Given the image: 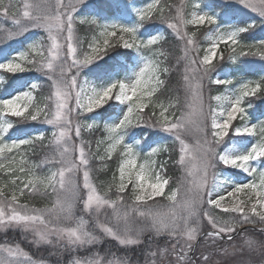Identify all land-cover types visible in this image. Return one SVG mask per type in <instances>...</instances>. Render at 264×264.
<instances>
[{
    "label": "snow or ice",
    "instance_id": "snow-or-ice-1",
    "mask_svg": "<svg viewBox=\"0 0 264 264\" xmlns=\"http://www.w3.org/2000/svg\"><path fill=\"white\" fill-rule=\"evenodd\" d=\"M257 29L264 0H0V264H264Z\"/></svg>",
    "mask_w": 264,
    "mask_h": 264
},
{
    "label": "trees",
    "instance_id": "trees-1",
    "mask_svg": "<svg viewBox=\"0 0 264 264\" xmlns=\"http://www.w3.org/2000/svg\"><path fill=\"white\" fill-rule=\"evenodd\" d=\"M167 3H171V4H176L179 2V0H166ZM221 11H223L224 9L222 8H219ZM223 13V12H222ZM202 32L203 31H206V29H202L201 30ZM83 34V33H82ZM165 35H168V33H165ZM201 39V42H203V38L202 36L199 37ZM14 43V42H13ZM166 48H169L171 51L175 52L176 54H178V51H179V42L177 40H175V38L171 35H168V43L165 45ZM120 52H124L126 50H123V49H120L118 50ZM225 56H227L225 54ZM231 65L228 64V63H225L224 65V68L227 69V68H230ZM33 75H39V74H33ZM175 80H178V77H173V81L175 82ZM223 89V86H211V94H217L218 92L222 91ZM182 94V93H181ZM264 107V104L261 103L258 107H257V110L255 111V114L253 115V118H256V115H259L258 113L262 111V108ZM263 114V113H261ZM43 156V152L37 148L36 150V153L35 155H33L31 157V159L39 162V160L42 158ZM163 158H166V157H163ZM171 164V162H169ZM179 171H176V170H173L171 167L169 168V175H172L173 176V179L175 180L176 177L179 176ZM97 176V179H98V182L99 180H106L108 177L107 175L105 174H95ZM48 201H44V200H41L39 198H37L34 203L37 204V206H43V204L47 203ZM255 238L257 239H262L264 237H261L260 235L258 234H255L254 236ZM5 239H11V240H16L18 239V236L15 234V233H11L9 232L8 234H5L4 232H0V242H3ZM145 239L147 240V236L145 237ZM28 247V246H26ZM117 246L115 244V242L113 241H106L104 244L98 246V248L96 249L97 251H99L102 255L105 254V252L109 249H115ZM30 251L33 252L34 255L38 256V257H47L48 256V249H40V250H36V249H33V248H30L29 249ZM119 255H124V253L120 252L118 253ZM139 254V248L137 249H134L133 251H130L127 253V255L130 257V258H133L135 259ZM256 256H254L253 258H255ZM51 259H55L54 257L51 258ZM62 259L64 260H67L69 259L68 256H64L62 257Z\"/></svg>",
    "mask_w": 264,
    "mask_h": 264
},
{
    "label": "rangeland",
    "instance_id": "rangeland-1",
    "mask_svg": "<svg viewBox=\"0 0 264 264\" xmlns=\"http://www.w3.org/2000/svg\"><path fill=\"white\" fill-rule=\"evenodd\" d=\"M237 7H242V6L237 5ZM216 11L222 13L224 10L221 11L219 8H217ZM246 11H250V10H246ZM250 14L253 15V16L256 15L255 13H250ZM253 36H254L255 39H261V38H264V32H261L259 29H257V30L254 32ZM248 42L251 43V42H253V41L250 40V41H248ZM222 49H223V46H222ZM225 54L227 55V51H225ZM242 59H243L244 61L251 62L255 67H259V65H260L261 63H264V62L260 61L259 57H252V56H249V57H245V58H242ZM227 69H229V68H227ZM250 78H255V77H254V76H251ZM211 86H214V85H211ZM211 86L206 85V92H205L206 95H207L208 88L210 87V89H211ZM222 91H223V89H222ZM215 94H216V93H215ZM215 94H212V95H215ZM261 103L264 104V101L259 100V99H255V100L253 101V108L249 109V113H250V115H251V117H252L253 122H255L257 119L264 118V107L262 108V111L258 113L259 115H256V118H253V115L255 114V111H256L257 107H258ZM261 113H263V114H261ZM237 123H241V122L238 121ZM254 238H255V237H254ZM256 239H257V238H256ZM262 239H264V238H262ZM258 240H259V239H258ZM240 242H241V240L238 238V239L236 240V243L239 244ZM245 258H247V257H245ZM253 259L258 261V260H259V257L256 256V257L253 258Z\"/></svg>",
    "mask_w": 264,
    "mask_h": 264
},
{
    "label": "water",
    "instance_id": "water-1",
    "mask_svg": "<svg viewBox=\"0 0 264 264\" xmlns=\"http://www.w3.org/2000/svg\"><path fill=\"white\" fill-rule=\"evenodd\" d=\"M248 227H250V226H248Z\"/></svg>",
    "mask_w": 264,
    "mask_h": 264
}]
</instances>
